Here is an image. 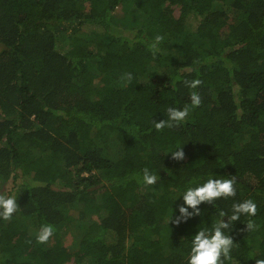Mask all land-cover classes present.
<instances>
[{"label": "trees", "instance_id": "16d2710c", "mask_svg": "<svg viewBox=\"0 0 264 264\" xmlns=\"http://www.w3.org/2000/svg\"><path fill=\"white\" fill-rule=\"evenodd\" d=\"M193 91L201 103L183 122L153 127ZM177 146L183 160L167 153ZM145 167L156 184L140 182ZM217 173L236 176V195L168 222L175 195ZM10 181L0 194L18 208L0 219V264H185L196 226L246 198L257 212L233 222L231 254L264 258V0H0V183ZM43 224L54 232L41 243Z\"/></svg>", "mask_w": 264, "mask_h": 264}, {"label": "clouds", "instance_id": "9594fccd", "mask_svg": "<svg viewBox=\"0 0 264 264\" xmlns=\"http://www.w3.org/2000/svg\"><path fill=\"white\" fill-rule=\"evenodd\" d=\"M163 40L161 35H156L153 43L150 45L153 55L159 50V44ZM127 79L132 80V74H127ZM189 88L195 89L201 81L192 79L186 81ZM201 103L200 95L193 91L190 94V106L184 107L169 106L166 108V118L156 120L152 118L153 127L160 130L164 127H172L181 123L188 116L190 107L199 106ZM171 158L174 160H183L185 153L182 146H177L169 150ZM160 174L150 170L148 167L142 169L139 177L144 185H154L160 178ZM236 176L228 174H209L199 178V182H192L178 194L175 195L181 199L172 210L171 218L168 222L174 225L187 223L194 216L204 215L202 204L213 205V202L221 197H232L236 195ZM17 197L14 194H0V219H11L14 212L17 211ZM257 212V204L251 198L234 201L231 204L230 212L219 210L218 218L211 222L210 226H196V230L191 234L188 242V251L185 264H225L230 262L234 264L232 249L235 246L233 236L230 234L233 229V222L241 220L242 216L253 217ZM226 217V219H225ZM255 227L253 221L248 219L245 223V230L250 231ZM54 232V226L51 224L41 225L35 238L37 241L46 242ZM255 264H264V258H256Z\"/></svg>", "mask_w": 264, "mask_h": 264}, {"label": "rangeland", "instance_id": "374dc122", "mask_svg": "<svg viewBox=\"0 0 264 264\" xmlns=\"http://www.w3.org/2000/svg\"><path fill=\"white\" fill-rule=\"evenodd\" d=\"M175 14H176V16H178V14H179V8H177L176 6H175ZM114 15L119 20H121V18H124V17L127 18L126 12H124V10L121 7H119L118 9H116V11H114ZM192 24L195 25L196 22H192ZM92 38L95 39V37H92ZM108 150H109V153H114L115 152V150L113 149V147L111 145H108ZM0 184H1L0 185L1 186V190L3 192L9 190V187L12 185L11 181L8 182V183L5 182V183H0Z\"/></svg>", "mask_w": 264, "mask_h": 264}]
</instances>
